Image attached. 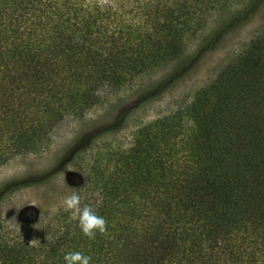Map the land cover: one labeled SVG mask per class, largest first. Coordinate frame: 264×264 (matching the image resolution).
<instances>
[{
  "label": "trees",
  "instance_id": "obj_1",
  "mask_svg": "<svg viewBox=\"0 0 264 264\" xmlns=\"http://www.w3.org/2000/svg\"><path fill=\"white\" fill-rule=\"evenodd\" d=\"M235 1L0 0V164L36 152L55 123L96 106L100 87L121 89L177 60L185 41ZM107 157L91 168L101 200L81 205L106 220V232L89 239L61 216L54 239L2 243L0 264H64L76 251L90 264H264V38L185 108L140 126L128 150Z\"/></svg>",
  "mask_w": 264,
  "mask_h": 264
},
{
  "label": "rangeland",
  "instance_id": "obj_2",
  "mask_svg": "<svg viewBox=\"0 0 264 264\" xmlns=\"http://www.w3.org/2000/svg\"><path fill=\"white\" fill-rule=\"evenodd\" d=\"M250 2L236 0L229 10L210 17L201 31L185 41L177 60L135 78L121 89L100 87L96 106L80 117L67 115L55 123L36 152L13 155L1 163L0 245L23 242L30 246L33 239L35 245L43 238L54 239L58 219L72 217L71 212L60 208V203L75 190L79 177H87L85 186L75 190L81 196V205L99 203L101 194L92 183V165L105 166L107 156L117 159V154L131 147L140 126L185 108L199 90L233 65L251 42L264 38V0H257L246 19L221 31L217 40L210 42L231 14ZM187 65L190 69L163 93L142 100L143 94ZM116 120V131L102 133V128ZM70 155L73 159L66 161Z\"/></svg>",
  "mask_w": 264,
  "mask_h": 264
},
{
  "label": "clouds",
  "instance_id": "obj_3",
  "mask_svg": "<svg viewBox=\"0 0 264 264\" xmlns=\"http://www.w3.org/2000/svg\"><path fill=\"white\" fill-rule=\"evenodd\" d=\"M60 208L71 212L72 219L78 222L82 234L89 239H95L97 232L103 234L106 232L107 222L96 214L89 205L81 206V196L73 190L70 195H65L60 203ZM36 239L29 241V245H35ZM64 264H90L91 257L81 252H68L63 256Z\"/></svg>",
  "mask_w": 264,
  "mask_h": 264
}]
</instances>
